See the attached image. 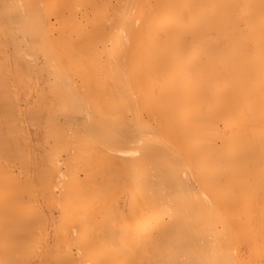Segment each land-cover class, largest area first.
<instances>
[{
	"label": "bare ground",
	"instance_id": "1",
	"mask_svg": "<svg viewBox=\"0 0 264 264\" xmlns=\"http://www.w3.org/2000/svg\"><path fill=\"white\" fill-rule=\"evenodd\" d=\"M0 264H264V0H0Z\"/></svg>",
	"mask_w": 264,
	"mask_h": 264
}]
</instances>
